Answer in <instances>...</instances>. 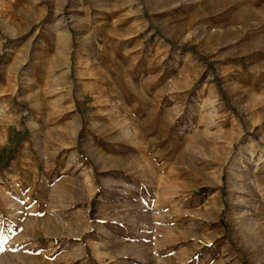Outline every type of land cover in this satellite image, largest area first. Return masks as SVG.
I'll use <instances>...</instances> for the list:
<instances>
[{
    "label": "rangeland",
    "instance_id": "obj_1",
    "mask_svg": "<svg viewBox=\"0 0 264 264\" xmlns=\"http://www.w3.org/2000/svg\"><path fill=\"white\" fill-rule=\"evenodd\" d=\"M0 164V264H264V0H0Z\"/></svg>",
    "mask_w": 264,
    "mask_h": 264
},
{
    "label": "bare ground",
    "instance_id": "obj_2",
    "mask_svg": "<svg viewBox=\"0 0 264 264\" xmlns=\"http://www.w3.org/2000/svg\"><path fill=\"white\" fill-rule=\"evenodd\" d=\"M246 9H249L248 7L246 8ZM245 9V10H246ZM249 10H251V9H249ZM240 12V11H239ZM243 12H245V11H243ZM240 14H242V13H240ZM263 15V14H262ZM236 16H238V15H236ZM240 17V16H239ZM238 17V18H239ZM240 18H242V17H240ZM243 18H244V16H243ZM257 18H255L254 19V21L256 20ZM242 22H241V26L238 28V30H237V33L236 34H241V35H244V34H246L247 33V29H248V27H250L249 26V24H250V20H251V18H246V19H244V20H242V19H240ZM253 20V19H252ZM263 19H261V18H259V19H257L256 21H257V23H261V21H262ZM235 23V22H234ZM250 25H252V24H250ZM99 67V66H98ZM100 68V67H99ZM99 70V69H98ZM98 72V71H97ZM104 72V71H103ZM108 72V71H107ZM99 73H102V72H99ZM106 73V72H105ZM98 74V73H97ZM108 74V73H107ZM104 76V75H103ZM102 76V77H103ZM108 78H109V76H108ZM102 79V78H101ZM110 80V79H109ZM103 81H104V79H103ZM112 83H114V81H112L111 82V84ZM113 85V84H112ZM113 87V88H112ZM106 88H107V86H106ZM112 88V89H111ZM98 89V88H97ZM96 89V90H97ZM114 89V90H113ZM116 89H117V87H116ZM94 90V89H93ZM107 90V95H108V92L111 90L113 93L115 92L116 93V91H115V88H114V86H110V89H109V87L107 88V89H105V90H103V88H102V93H100V92H98V93H100V94H103L105 91ZM105 96V95H104ZM103 96V97H104ZM110 96V99H112V97H113V95H112V97H111V95H109ZM108 96V97H109ZM116 96V95H115ZM114 96V100L116 101V97ZM106 98V97H105ZM119 98H120V96H119ZM103 100V99H102ZM104 101V100H103ZM106 101V100H105ZM108 101V100H107ZM110 101V100H109ZM114 102V101H113ZM109 103V102H108ZM121 108V106H120V103H117V102H115V104L112 106V111L111 112H109V113H107V114H105L104 115V117H106V118H108L107 120L109 121V122H104V124H103V126H104V128H103V131L106 129V130H111V129H113L115 126H118V123L120 122V121H118L117 119H116V112H117V110L118 109H120ZM122 110V109H121ZM118 112H119V110H118ZM118 118V117H117ZM106 120V119H105ZM106 120V121H107ZM121 123V122H120ZM226 123H227V121H226ZM230 123V122H229ZM122 124H123V122H122ZM125 125V124H124ZM103 126H101V127H103ZM102 129V128H101ZM232 132V131H231ZM234 134V133H233ZM237 134V133H236ZM235 135V134H234ZM240 135V134H239ZM250 141H249V139H246V140H244L243 141V143L241 144L242 146L240 147V148H238V150L239 151H241V150H247V151H251V146H250V143H249ZM234 143H235V140H231L230 141V143H229V145H230V148L233 150V148H235L234 147ZM214 149V148H213ZM229 149V148H228ZM234 151V150H233ZM229 153V152H228ZM231 155V154H230ZM234 155V154H233ZM230 157V156H229ZM232 159H233V156H232ZM224 160H225V158H224ZM264 257V256H263Z\"/></svg>",
    "mask_w": 264,
    "mask_h": 264
},
{
    "label": "trees",
    "instance_id": "obj_3",
    "mask_svg": "<svg viewBox=\"0 0 264 264\" xmlns=\"http://www.w3.org/2000/svg\"><path fill=\"white\" fill-rule=\"evenodd\" d=\"M172 43H173L174 45H176L175 42H172ZM182 46L187 47V48H190V49H194L193 46L188 45V44H182ZM195 51H196V50H195ZM215 82L217 83V86L219 87L221 93H224V92H223V89L221 88V83L219 82V80H216ZM3 169H4V165H3V164H0V170H3Z\"/></svg>",
    "mask_w": 264,
    "mask_h": 264
}]
</instances>
